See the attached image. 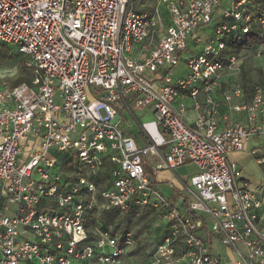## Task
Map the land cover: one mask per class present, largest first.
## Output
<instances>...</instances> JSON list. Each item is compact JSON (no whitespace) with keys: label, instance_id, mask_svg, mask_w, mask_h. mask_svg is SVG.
I'll return each instance as SVG.
<instances>
[{"label":"built area","instance_id":"1","mask_svg":"<svg viewBox=\"0 0 264 264\" xmlns=\"http://www.w3.org/2000/svg\"><path fill=\"white\" fill-rule=\"evenodd\" d=\"M133 1L0 0V45L25 57L31 73L13 86L14 69H0V264H119L132 240L99 232L87 241L95 207L157 211L166 230L144 264H219L203 229L235 264H264V199L228 157L264 139V17L252 0H151L147 12ZM253 28L260 44L217 60L230 36ZM245 53L260 61L250 84L241 80ZM182 92L191 124L177 104ZM221 105L248 124L219 130ZM134 111L153 118L126 134L125 113ZM149 158L156 170L196 168L183 183L184 211L151 185ZM70 161L79 173L63 170ZM105 162L111 179L101 189L91 177Z\"/></svg>","mask_w":264,"mask_h":264},{"label":"crops","instance_id":"2","mask_svg":"<svg viewBox=\"0 0 264 264\" xmlns=\"http://www.w3.org/2000/svg\"><path fill=\"white\" fill-rule=\"evenodd\" d=\"M133 56L134 57L138 56L136 51L133 53ZM255 60H257V62L259 61L258 59H255ZM182 74H184L183 69L179 70L176 75H182ZM225 87H226L225 83H223L222 90H224ZM244 93H245L244 101H248L250 99L251 93L249 92L248 89H246ZM214 96L218 101H222V91L221 90L217 91L214 94ZM179 103L185 104L186 113L184 116V120L186 123L191 124L195 118V112L193 111L191 101L185 92L180 93L177 99V104ZM220 115H223L225 120L219 123V126H218L219 130H222L223 128L227 127L229 124L236 123V122L241 123L243 125L248 124L247 115L244 112L229 113L227 111L226 105H221ZM132 129L133 128L129 129L125 127L124 132L126 134L135 135L132 132ZM263 140H264L263 137H260L258 139H253L247 143L243 151L232 152L229 154L228 157L232 162H235L236 165L239 167L241 171V175H242L241 182L248 183L250 186V189L256 192V194H258L260 197H263L264 199V180H262V178L264 177V173L262 176H259V178H257L256 174L252 172L253 166H257V165L260 166L259 164H257L256 158L264 155V141ZM253 150L257 152V155L253 156L250 154V152ZM155 163L156 161L152 158L144 160V166L145 165L147 166V173L145 172V174L150 179L152 186L155 189H157V191L161 192L162 194L161 193L160 194L163 195L166 199H168V201L173 196L172 195V192H173L175 199L173 200L172 204L177 205L181 211H184L185 208L187 207L188 199L183 189V183L186 184L187 182L185 183V180L187 178L194 176L197 173L196 168L191 164H186L184 166L178 167L180 170H182L185 167L186 168L194 167V170L192 172L193 173L192 175L186 176L185 179H181L180 181H178L179 183L174 184L171 181H169L167 178L162 177L164 172L171 171V170H168V169L156 170ZM150 175L152 176L153 180L150 178ZM165 186H167V188H165ZM160 227H162V229L160 228L157 229V233H160L159 237L157 238V242L163 237L165 230H166L165 227L161 224H160ZM200 235L202 236V238H204L207 241V244L210 246L213 256L218 260L219 264H235V262L237 261V256L232 250L226 247H223L219 243V241L216 239V237H214L209 231L205 229L200 231Z\"/></svg>","mask_w":264,"mask_h":264},{"label":"rangeland","instance_id":"3","mask_svg":"<svg viewBox=\"0 0 264 264\" xmlns=\"http://www.w3.org/2000/svg\"><path fill=\"white\" fill-rule=\"evenodd\" d=\"M141 2V4L136 8L134 5L135 10H141L143 12H147L150 10L151 7V0H135ZM210 27L212 24L209 25ZM13 53H15V50L12 49ZM248 55V53H245ZM260 65L259 61L253 59L251 56H249L242 78L241 80H244L245 82H248L250 84L251 81H257L260 79V74L255 73V68H257ZM16 61L13 59L11 61H7L0 64V69H14L15 71V78L17 76L16 67ZM184 68V65H180V67L173 70L174 75L178 73L179 70H182ZM238 79H235L233 77L229 78L227 81L232 83L237 81ZM126 114V119L128 123L130 124V127H132V132L134 134H137V121L139 123H143L146 121L152 120V113L147 112L144 114V112L140 111H134L133 116L131 114ZM264 141V140H263ZM64 156V155H63ZM66 156V155H65ZM60 158V157H59ZM58 160V159H57ZM182 169V168H181ZM80 170H83V166L80 165ZM194 170V167H185L182 170L179 168L174 169L173 171H166L162 175V177L167 178L172 183L176 184L179 183L181 179H185L186 176L192 175ZM252 172L256 174V177L259 178V176H262L264 173V165L260 166H253ZM264 180V177L262 178ZM189 178L185 180V183H188ZM166 185V184H165ZM105 186V182H102L99 185V188H103ZM157 186V185H156ZM167 188V186H165ZM171 191V190H170ZM161 193V192H160ZM162 194V193H161ZM172 197L169 199V202L172 204L173 200L175 199L174 193L172 192ZM131 210L127 211H118L115 212V219L111 221L109 228L111 230H115L118 232H125L127 233L132 240V244L127 248L125 255L121 259L119 264H144L148 258L149 253L151 252V249L153 246L157 243V238L159 237L160 233H157V229L160 227V224L163 225L166 229V222L161 221L160 217L154 216L153 211L149 208H130ZM134 209V210H132ZM95 210V211H94ZM94 216L99 215V211L101 210L99 207L94 208ZM90 216V215H89ZM160 223V224H159ZM90 230L96 231L97 227H91ZM162 231V230H161ZM138 247V248H135ZM136 251V252H135ZM89 264H97L95 262H90Z\"/></svg>","mask_w":264,"mask_h":264},{"label":"trees","instance_id":"4","mask_svg":"<svg viewBox=\"0 0 264 264\" xmlns=\"http://www.w3.org/2000/svg\"><path fill=\"white\" fill-rule=\"evenodd\" d=\"M134 1L132 3L133 8H134V5L137 8L141 4V2L136 1V3H134ZM252 5H253V9H251L252 13L257 17H261V16L264 17V0H252ZM258 33H259L258 30L253 28L251 32H249L247 35L240 36V37L236 36V38H233L232 36H230L225 41V49L222 51L220 56L217 57V60L225 61L226 58L229 56L239 55L243 52L253 50L262 41V38L259 36ZM12 49L13 48L8 45H0V64L14 59L16 61V66L12 68L16 67L17 76L15 80L13 81V86L18 85L22 82L28 83L30 80L31 73L24 65L25 57L18 54L16 51L15 53H13ZM260 84L264 89V74H261ZM246 89H248L250 92V87L244 85V91ZM144 168H145V172L147 173V166L145 165ZM110 169H111V165L105 162L102 169L96 175L91 177V181L94 182L97 187L102 182H105V186H107L111 179ZM63 170L69 174L74 173V172L79 173L77 163L73 161L64 163ZM150 178L152 179L151 175H150ZM128 210H131V209H128ZM94 211L90 213V216L88 217L86 224H85L87 231H88L87 241L93 240L96 237L97 233L99 232H102V233L108 232L111 236L117 235L120 241L125 240L126 235H128L127 233H125L124 231L118 232L115 230H111L108 226L110 225L111 221L115 219V212H118L119 210L113 209V208L101 209L99 211L98 216H94ZM152 211H153L154 216L158 215L157 211L155 210H152ZM91 227H97V230L96 231L90 230ZM135 248H138V247H135Z\"/></svg>","mask_w":264,"mask_h":264}]
</instances>
